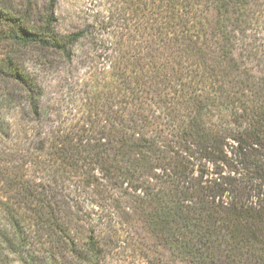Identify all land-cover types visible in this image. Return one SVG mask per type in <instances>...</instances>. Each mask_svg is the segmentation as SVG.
<instances>
[{
    "label": "trees",
    "instance_id": "trees-1",
    "mask_svg": "<svg viewBox=\"0 0 264 264\" xmlns=\"http://www.w3.org/2000/svg\"><path fill=\"white\" fill-rule=\"evenodd\" d=\"M105 1L62 34L59 0H0V102L22 93L38 126L21 51L108 56L43 142L68 194L21 187L35 219L79 264H264V0Z\"/></svg>",
    "mask_w": 264,
    "mask_h": 264
},
{
    "label": "rangeland",
    "instance_id": "rangeland-1",
    "mask_svg": "<svg viewBox=\"0 0 264 264\" xmlns=\"http://www.w3.org/2000/svg\"><path fill=\"white\" fill-rule=\"evenodd\" d=\"M43 1L37 0L39 4ZM112 6L105 0H59L58 31L81 29L97 14L106 15ZM136 22L115 20L120 28L109 30V36L121 32V27L134 28ZM92 47L90 39L81 41L72 64L26 50L19 54L24 72L39 86L45 114L38 126L20 92L0 102V264H79L70 258L55 231L35 219L34 205L26 202L31 190L21 187L37 190L48 201L62 200L68 194L66 181L48 162L42 146L57 123L67 119L75 123L81 117V88L108 62L107 55L92 60ZM66 201L76 206L72 197Z\"/></svg>",
    "mask_w": 264,
    "mask_h": 264
}]
</instances>
